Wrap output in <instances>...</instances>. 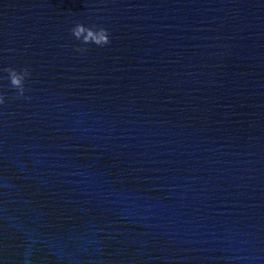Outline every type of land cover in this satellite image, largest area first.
Listing matches in <instances>:
<instances>
[{
  "label": "water",
  "instance_id": "1",
  "mask_svg": "<svg viewBox=\"0 0 264 264\" xmlns=\"http://www.w3.org/2000/svg\"><path fill=\"white\" fill-rule=\"evenodd\" d=\"M0 95V264H264V0H0Z\"/></svg>",
  "mask_w": 264,
  "mask_h": 264
},
{
  "label": "clouds",
  "instance_id": "2",
  "mask_svg": "<svg viewBox=\"0 0 264 264\" xmlns=\"http://www.w3.org/2000/svg\"><path fill=\"white\" fill-rule=\"evenodd\" d=\"M71 32L73 36L82 42L84 45L95 44L97 46L103 47L109 44L110 38L107 29L103 27L92 26L86 27L82 23H77ZM77 51H87V48H77ZM8 73V78L12 88L17 90V98L23 97L25 88L24 83L26 77L30 75V70L28 68L21 69L19 72L13 68L4 69ZM5 98L0 95V105L4 104Z\"/></svg>",
  "mask_w": 264,
  "mask_h": 264
}]
</instances>
